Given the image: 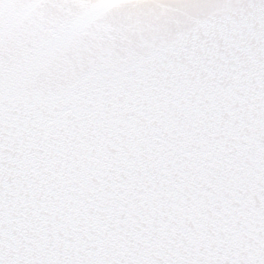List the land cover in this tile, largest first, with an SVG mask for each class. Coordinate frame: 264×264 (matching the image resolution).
Returning a JSON list of instances; mask_svg holds the SVG:
<instances>
[{
  "label": "snow or ice",
  "instance_id": "6c2138e0",
  "mask_svg": "<svg viewBox=\"0 0 264 264\" xmlns=\"http://www.w3.org/2000/svg\"><path fill=\"white\" fill-rule=\"evenodd\" d=\"M0 264H264V0H0Z\"/></svg>",
  "mask_w": 264,
  "mask_h": 264
}]
</instances>
